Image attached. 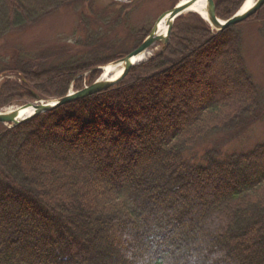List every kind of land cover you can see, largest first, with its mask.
<instances>
[{"label": "trees", "instance_id": "1", "mask_svg": "<svg viewBox=\"0 0 264 264\" xmlns=\"http://www.w3.org/2000/svg\"><path fill=\"white\" fill-rule=\"evenodd\" d=\"M86 1L0 0V38ZM214 2L228 20L244 0ZM118 4L90 6L74 47L0 59V109L63 98L135 50L149 31ZM247 23L264 34V6ZM237 27L182 16L167 48L115 86L0 123V264H264V144L187 157L264 119Z\"/></svg>", "mask_w": 264, "mask_h": 264}, {"label": "rangeland", "instance_id": "2", "mask_svg": "<svg viewBox=\"0 0 264 264\" xmlns=\"http://www.w3.org/2000/svg\"><path fill=\"white\" fill-rule=\"evenodd\" d=\"M114 2L115 0H94L93 3L86 1L69 8H50L52 11L46 13L36 24L0 38V59L4 61L14 60L21 54V56H26V59H29V57L37 54L50 53L52 49H62L66 45L74 47L82 36L78 30L80 16H92L95 11L103 10ZM245 2L246 0L243 4ZM118 3L119 8L123 7L124 11L130 12L132 26L136 29L150 31L159 17L173 8L174 0H122ZM90 6H92V14L88 10ZM237 29L242 33L241 51L246 61L247 70L258 88L261 99L264 100V34L260 31L259 24H242ZM88 77L89 73L83 75V87L81 89L89 85ZM81 89L76 90L74 86H71L69 93ZM25 103L13 104L12 106L18 107ZM11 108L5 107L1 110L8 111ZM228 137L223 133L215 134L197 144L187 153V157L190 162L204 164L203 157L213 148H217L219 151V158H225L231 154L247 152L256 145L264 144V119L257 121L238 137L227 140Z\"/></svg>", "mask_w": 264, "mask_h": 264}, {"label": "water", "instance_id": "3", "mask_svg": "<svg viewBox=\"0 0 264 264\" xmlns=\"http://www.w3.org/2000/svg\"><path fill=\"white\" fill-rule=\"evenodd\" d=\"M198 0H187L186 4H178L176 7H174L172 10L164 13L157 21V24L154 26V28L151 30L149 35L146 37V39L142 42V44L135 49L133 52H131L129 55H127L122 60L116 61L112 63V66H116L119 64H122L123 66V72L121 75L114 80H97L95 83H93L91 86L73 93L69 94L68 96L61 98L54 102L53 104L49 103L46 104L44 101H42L38 96H35L36 102L35 103H27L23 106H21L18 110L19 111H13L9 113H1L0 114V123L1 124H11L12 126H18L24 122H27L29 120H32L33 118L50 112L54 109H57L63 105L85 99L87 97L93 96L95 94L101 93L103 91L108 90L112 86L116 85L118 82L123 80L126 75L130 72L131 68L137 64L133 63V60L137 58L138 56L144 54L147 52L152 46H154L157 43L162 44L163 50L166 49L167 45L169 44L171 32L173 25L175 21L181 17V15L184 14V12L192 5H194ZM207 4V20L211 24V26L216 29L219 32H222L226 29L232 28L238 24L243 23L244 21L248 20L250 17L254 16L260 9L264 6V0H258L256 4L248 9L247 11H239L236 13L231 19L228 21L222 22L219 20L216 16V10H215V4L213 0H205ZM166 20L167 22V31L164 36L158 35V26L161 21ZM28 108H34V113L21 121H18L19 113Z\"/></svg>", "mask_w": 264, "mask_h": 264}, {"label": "bare ground", "instance_id": "4", "mask_svg": "<svg viewBox=\"0 0 264 264\" xmlns=\"http://www.w3.org/2000/svg\"><path fill=\"white\" fill-rule=\"evenodd\" d=\"M186 1H183L182 4H186ZM256 2V0H246L245 4L243 5L241 11H247L248 9H250L254 3ZM186 13H196L199 14L201 17L206 18L207 17V4L205 2V0H198L194 5L190 6L185 12ZM183 14V15H184ZM182 16V15H181ZM167 31V22L166 20H163L160 22L159 26H158V35L164 36L166 34ZM160 49L159 45H154L150 50H148L147 52H145L144 54L138 56L137 58H135L133 60V63H141L143 61H145L146 59L152 57L156 52H158ZM122 73V67L120 65L117 66H108L104 69V74L102 76V80H114L116 78H118ZM18 107H12L9 112L12 111H19ZM34 113V108H28V109H24L19 113V117H18V121H21L25 118L30 117L32 114Z\"/></svg>", "mask_w": 264, "mask_h": 264}]
</instances>
